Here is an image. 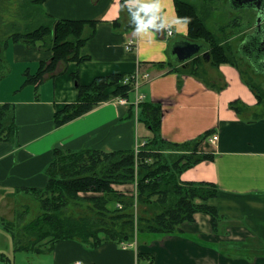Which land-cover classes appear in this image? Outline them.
Returning a JSON list of instances; mask_svg holds the SVG:
<instances>
[{
  "label": "crops",
  "instance_id": "0c3cea01",
  "mask_svg": "<svg viewBox=\"0 0 264 264\" xmlns=\"http://www.w3.org/2000/svg\"><path fill=\"white\" fill-rule=\"evenodd\" d=\"M161 2L168 17L177 22L171 28V37L162 30L151 42L137 37L133 30L115 28L114 23L122 16L121 0L44 2L42 7L48 17L95 21V34L80 49V56L87 60L60 62L39 86L22 84L19 89L17 82L7 87L8 79L1 81L5 97L0 92V106L15 107L20 145L0 143V218L15 220L17 202L30 200L24 191L18 193V188L46 186L45 170L53 160L54 149L111 153L135 150L150 141L153 132L137 118L138 99L144 96L146 101L162 104L160 132L165 140L181 144L213 131L199 149L215 155V159L186 170L180 180L218 186L217 197L208 201L198 198L196 204L216 207L219 219L212 222L208 213L197 212L194 221L181 224L177 233H138L130 242L112 241L101 233L96 246L63 240L51 252L39 256L29 253L21 258L14 252L12 257L1 255L0 264H75L77 260L85 264H264L262 106L238 65H207L206 77L212 82L204 75L199 79L173 70L176 65L169 56L170 45L175 40L188 39V25L180 21L175 0ZM124 16L128 22L126 13ZM130 42L135 45L132 50L127 48ZM7 52L27 67L28 71L23 70L25 79L27 73L36 74L40 64L52 57V51L30 50L13 40H9L4 56ZM5 59L7 62L6 56ZM137 71L148 76L140 80L127 99L111 97L81 117L60 127L55 125V113L79 100L76 78L87 86L101 76L129 77ZM232 103L239 105L240 111L232 108ZM214 135L218 138L210 141ZM114 187L125 197L137 196L136 183ZM0 229L7 232L1 225ZM141 234L148 235L142 242Z\"/></svg>",
  "mask_w": 264,
  "mask_h": 264
},
{
  "label": "trees",
  "instance_id": "16d2710c",
  "mask_svg": "<svg viewBox=\"0 0 264 264\" xmlns=\"http://www.w3.org/2000/svg\"><path fill=\"white\" fill-rule=\"evenodd\" d=\"M45 1L33 0V4L41 7L43 13L42 6ZM124 2L125 0H121V5ZM175 5L180 21L188 25V39L204 43L210 54V61L205 62L199 55L190 61L187 67L176 65L173 70L180 75H193L202 79L206 65L212 68H218L222 63L238 65L232 60V42L213 32L195 6L183 0H175ZM125 13L129 18L128 22H125ZM44 14L48 22L33 31H9L7 34L0 32V79L5 78L9 72L4 56L9 40L23 43L30 50L52 51L50 60L42 62L36 74L26 75V84L35 87L45 80L46 75L53 74L60 62L87 60L86 57L80 56V49L95 34L96 22L57 20L48 17L45 11ZM114 24L117 30H133L127 6L122 8V16ZM196 61L199 62L197 67L194 65ZM135 74L129 77L119 74L101 76L87 86L81 85L76 78L79 100L55 113V125L60 127L75 120L111 97L127 99L128 95L138 88L136 81L131 78ZM127 78L131 80L125 83ZM245 82L256 95L264 115V95L258 93V88L250 82ZM181 85L180 77L178 86ZM111 88L114 91L109 92ZM231 107L240 111L239 105L237 107L235 103H232ZM138 108V120L144 122L153 132L150 141L135 150L111 153L96 149H54L53 160L45 170L48 177L46 186L17 189L18 193L24 191L25 195H29L30 200L35 198L41 210L37 216L30 219L31 208L29 204L22 203L17 208L15 220L0 218V225L13 237L16 249L39 256L51 252L53 246L63 240H78L89 246H96L101 241V233L112 241L130 242L135 236L123 233L126 230L132 233L133 229L127 228V225L133 223L135 217L138 233L153 234L177 233L181 224L194 221L197 212L208 213L212 222L219 219L216 207L196 204L198 198L208 201L217 197L220 192L218 186L205 182L183 183L180 180L186 170L203 161L215 159V155L202 153L199 149L213 131L181 144L167 142L160 132L162 104L143 99ZM130 113H133L132 109ZM165 142L171 143L176 152H181V156L175 152L177 156L173 159L171 156L170 160L164 155L162 149ZM0 143L20 145V127L16 121L15 107L11 104L0 106ZM134 183L137 185L136 197H125L114 187ZM137 199L141 206L136 212ZM118 204H121L122 208H119ZM70 206H83L85 211L75 216L70 211ZM118 221L119 223L114 224ZM119 227L120 231L117 229Z\"/></svg>",
  "mask_w": 264,
  "mask_h": 264
},
{
  "label": "rangeland",
  "instance_id": "374dc122",
  "mask_svg": "<svg viewBox=\"0 0 264 264\" xmlns=\"http://www.w3.org/2000/svg\"><path fill=\"white\" fill-rule=\"evenodd\" d=\"M183 1L189 2L190 4L196 7L197 11L201 15V18H203L204 21L206 20L208 27L213 32H216V34H218L222 38L224 37V40L227 39L232 42V44L234 45L233 53L231 54L233 62L238 64V66L240 67L243 78L247 82H250L256 88H258L256 89L258 93L264 95V72H259L256 69V66H254L253 61L249 60L247 57H244L243 53L239 51V47H238L240 43L247 37V35L252 34L253 31L255 30V19L257 15L256 11L251 8L235 9L236 7L234 6L233 1L231 0H212L210 2L207 0L206 1L183 0ZM47 22L48 19H46L45 17L44 10L42 13L41 7L33 4V0H0V32L1 33H3V31L6 32L5 34H7L9 31L30 32ZM263 29H264V24H263ZM253 55L256 56L258 55V53L256 55L254 53ZM5 56L7 58V63H8L7 69H11L10 70L11 72L13 71V73L10 72L9 75L7 74L8 76L5 77L8 79L6 82L8 84L7 87L17 82V85L19 86L20 89L22 84L27 83V79H25V75H24L25 73L23 71L27 67L23 66V64L20 65V63H17L11 52H7ZM198 63H199L198 61H196V63L194 62L195 67L199 66ZM207 67H208L207 65L204 67L206 71L202 72V74L205 76L207 80L212 82V80L209 77H206L208 76ZM34 70L35 68H32V71ZM25 71L28 70L26 69ZM3 79H0L1 93H3L4 90V85L2 86L1 84V81ZM27 86L33 87L34 85H27ZM111 91L114 90L111 88L109 92ZM4 94L5 93H3L2 95L3 97H5ZM121 99H125V98H121ZM262 110L263 108H261V112ZM138 139H139V143L142 142L140 130L138 131ZM164 144L165 145L162 149V152L169 159L171 156L172 159L176 157L177 156L176 153L179 154V157L181 156V152H176L175 150L176 148L173 147L171 143L165 142ZM20 201L17 202L16 205L17 207H20V205L23 203L22 201L21 202ZM24 203L29 204L31 208L32 212L30 214L31 215L30 219L38 215V213L41 210V206L39 202L36 201L35 198L34 199L32 198V200H28V202L24 201ZM140 206L141 205L139 204V200L137 199L136 212L137 210H139ZM70 211L73 212L75 216H77L81 212L85 211V207L83 206L76 208L71 207ZM1 214L2 213H0V215ZM117 223H119V221L114 222V224ZM127 228L133 229L132 233L126 230L123 233V235L136 236V234L139 232L137 230V217H135L133 223L127 225ZM117 229L119 230L120 227ZM147 237L148 235L141 234L139 237V241L142 242ZM13 252L15 254V257L25 258L26 257L25 255L29 256V253L16 249L13 241V237L10 234H7V232L3 231V229L2 230L0 229V256L6 255L8 257H12Z\"/></svg>",
  "mask_w": 264,
  "mask_h": 264
},
{
  "label": "water",
  "instance_id": "95a60500",
  "mask_svg": "<svg viewBox=\"0 0 264 264\" xmlns=\"http://www.w3.org/2000/svg\"><path fill=\"white\" fill-rule=\"evenodd\" d=\"M234 3L235 9L251 8L257 12V27L252 34L247 35L243 42L239 45V51L244 57L252 60L254 66L259 72H264V29L262 21L264 20V0H231ZM258 53V55L254 56ZM201 55L205 62L210 61V54L207 51V46L204 43L192 41L189 39L175 40L170 45L169 56L172 62L177 66L187 67L189 62L195 57Z\"/></svg>",
  "mask_w": 264,
  "mask_h": 264
},
{
  "label": "clouds",
  "instance_id": "9594fccd",
  "mask_svg": "<svg viewBox=\"0 0 264 264\" xmlns=\"http://www.w3.org/2000/svg\"><path fill=\"white\" fill-rule=\"evenodd\" d=\"M134 34L151 42V38L162 30H171L177 21L168 17L161 0H125ZM123 102V101H122ZM75 264H83L77 260Z\"/></svg>",
  "mask_w": 264,
  "mask_h": 264
},
{
  "label": "built area",
  "instance_id": "2783aa9c",
  "mask_svg": "<svg viewBox=\"0 0 264 264\" xmlns=\"http://www.w3.org/2000/svg\"><path fill=\"white\" fill-rule=\"evenodd\" d=\"M165 33L169 37H171L173 35V31L172 30L165 29ZM134 46H135L134 43L130 42L129 45L127 46V48H128V50H132L134 48ZM147 76H148L147 73H141L140 71H137L136 74L133 75L131 78H133L136 81V83H137L136 87H138L139 84H140V80L146 78ZM131 78L130 79L129 78L125 79L124 82L125 83L129 82L131 80ZM143 99H144V96H140L139 99H138V102L142 101ZM123 102H125V101H123ZM217 138H218L217 135H214V136L210 137V141L216 140ZM118 207L122 208V205L118 204ZM83 264H85V263H83Z\"/></svg>",
  "mask_w": 264,
  "mask_h": 264
},
{
  "label": "flooded vegetation",
  "instance_id": "af4514ba",
  "mask_svg": "<svg viewBox=\"0 0 264 264\" xmlns=\"http://www.w3.org/2000/svg\"><path fill=\"white\" fill-rule=\"evenodd\" d=\"M234 1H238V3H241L242 4V2H244L245 0H234ZM256 14H257V12H256ZM257 18H258V15H256V19H255V29H256V25H257V23H256V21H257ZM262 24H264V20L262 21ZM263 26V25H262ZM255 31V30H254ZM253 31V32H254Z\"/></svg>",
  "mask_w": 264,
  "mask_h": 264
}]
</instances>
